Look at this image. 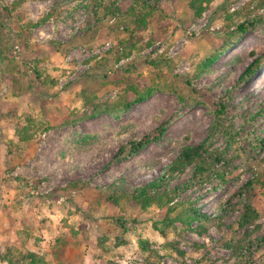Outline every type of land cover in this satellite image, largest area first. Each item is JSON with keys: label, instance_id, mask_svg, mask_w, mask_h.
<instances>
[{"label": "rangeland", "instance_id": "374dc122", "mask_svg": "<svg viewBox=\"0 0 264 264\" xmlns=\"http://www.w3.org/2000/svg\"><path fill=\"white\" fill-rule=\"evenodd\" d=\"M15 1L0 0L5 25L0 264H8L7 257L20 263L29 252L48 264L157 263L155 254L140 248V240L163 256L159 264H264V243L240 261L226 247L244 238H264V64L240 80L255 57L264 62V26L242 35L209 69L197 73L198 64L227 34L226 13L238 12L235 23L244 20L243 8L250 0H214L200 18L189 0H161L166 17L141 32L142 50L128 51L118 62L116 49L127 35L114 20H99L90 0H24L14 7ZM129 3L119 5L125 10ZM151 62L163 66L155 70ZM158 74L162 90L148 100L118 117L89 116L94 105L113 103L125 96L129 84H149ZM220 103L227 106L220 124L237 135L234 147L219 133L209 138ZM24 113L48 127L29 143L16 136ZM73 120L77 122L71 125ZM160 126L166 132L159 142L119 156L123 147L156 135ZM205 140L210 150H227L230 180L222 185L211 176L178 199L192 200L213 217L207 234L185 231L178 222V230L169 229L163 237L153 224L161 221L164 210L145 209L126 199L119 206L106 200L113 187L131 191L148 183L164 173L183 147ZM190 170L171 185L188 181ZM76 181L78 187L70 185ZM246 205L259 218L239 227ZM171 241L178 242L183 257L164 247Z\"/></svg>", "mask_w": 264, "mask_h": 264}, {"label": "trees", "instance_id": "16d2710c", "mask_svg": "<svg viewBox=\"0 0 264 264\" xmlns=\"http://www.w3.org/2000/svg\"><path fill=\"white\" fill-rule=\"evenodd\" d=\"M23 1L24 0H16L13 6L17 7ZM121 1L122 0H90L92 12L98 19L108 17L114 20V24L117 25L118 28H122L125 35H127L117 46L115 62L124 58L123 56L126 57V55L129 54L128 51L133 52L142 50L141 32L147 30L151 21H158L166 17L164 16V11L159 7L161 0H129V6L125 10L119 5ZM213 1L214 0H189L188 6L193 11L194 16L200 18L205 11L209 10ZM252 3H254V5L250 7ZM243 9H247L246 18L238 23L233 21V16L238 12L226 13L227 34L224 35L220 47L211 51V53L198 64V74L209 69L221 58V56L231 50L242 35L257 27L264 26V15L262 14V12H264V0H250ZM4 27L5 25L1 21L0 15V58L4 56V50L2 49L3 36L1 34V30ZM9 40L11 39L9 38ZM150 44L151 42H148L147 46ZM263 64L264 62L260 57H255L240 76V80H244L251 77L256 72H259ZM150 65L153 66L155 70H160L163 66L162 63L157 62H151ZM34 69L39 79L41 73H39L38 68ZM0 71L2 73L4 72L1 66ZM159 76L160 74L155 76V79L150 78L151 82L149 80V84L148 82H146L145 85L137 82L129 84L126 87L125 96L120 97L113 103L94 105L93 111L89 116L94 117L100 114H109L118 117L122 113L129 111L134 105L148 100L156 91L162 90ZM219 107L220 110L217 112V118L211 129L209 138H213L219 133L225 137L230 147H234L237 136L236 132H231L220 124L221 116L224 114L227 106L224 103H220ZM21 116L22 117L19 118V124L16 126V136L20 143H29L35 138L39 130H48V127L42 121L34 119L28 113H24V115ZM76 120L70 121V124L76 123ZM165 132V126H160L157 129L156 135H147L139 141L131 142L128 149L126 147L121 149L119 156L125 154L127 150L130 155L139 153L149 144L159 142L165 135ZM206 140L196 146L183 147L172 163L166 167L164 173L148 183L140 185L131 191L124 187H113L106 200L115 206H119L120 200L126 199L133 201L135 204L145 209L150 206H157L159 209L164 210V216L161 221L153 224L154 230L158 231L163 237L166 236L167 230L169 229L174 231L178 230L176 226L178 222L181 223L185 231H195L199 235L207 234L209 230L208 225L214 220L213 217L202 212L200 208L195 206L192 200L178 199L180 195L186 192L190 187L207 183L211 176L219 178L222 185L227 184L230 180L226 170L230 165V161L227 159V150H210L207 147ZM219 163H222V167H219ZM189 169L191 170L188 181L180 185H171V182L175 178L181 177L187 173ZM70 185L78 187L80 182H72ZM251 185V182L245 184L243 187L244 190H248ZM227 206L230 207L231 204L229 203ZM223 212H225V210ZM258 218V212L255 211L251 205H246L245 211L238 218L237 222L239 227H245L254 223ZM194 223H197L195 227H193ZM57 243L58 246H60V244L64 245V242L61 241H57ZM262 243H264V238L254 239L249 242L244 238L237 242H229L226 244V247L236 260L240 261L250 257L253 247L255 245L256 248L261 247ZM139 246L143 251L155 254L159 261L154 264H159L163 256L155 253L153 249H150L148 241L140 240ZM164 247L170 248L171 251L176 252L180 257L185 255V253L179 249L178 242H167ZM20 259V263L14 262L9 257L5 258V261L8 264H48L43 257L33 252L22 255ZM195 264H200V262L198 261Z\"/></svg>", "mask_w": 264, "mask_h": 264}]
</instances>
